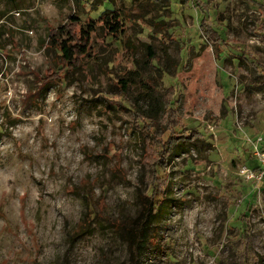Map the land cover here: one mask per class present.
I'll return each instance as SVG.
<instances>
[{
    "label": "rangeland",
    "instance_id": "rangeland-1",
    "mask_svg": "<svg viewBox=\"0 0 264 264\" xmlns=\"http://www.w3.org/2000/svg\"><path fill=\"white\" fill-rule=\"evenodd\" d=\"M18 5L0 37V264H130L110 223L145 197L167 201L139 264H264V0Z\"/></svg>",
    "mask_w": 264,
    "mask_h": 264
},
{
    "label": "trees",
    "instance_id": "trees-1",
    "mask_svg": "<svg viewBox=\"0 0 264 264\" xmlns=\"http://www.w3.org/2000/svg\"><path fill=\"white\" fill-rule=\"evenodd\" d=\"M24 0H0V37L3 32V27L1 24L7 18V15L12 12V10L20 9L19 3H22ZM2 6V7H1ZM111 29V28H110ZM92 30H87L85 34L87 35L86 41L84 44H76L75 47L70 48L66 44H63L61 47L62 57L65 61H68L73 55L76 56H84L86 53L87 42L89 41V34ZM113 31L116 32V28L113 27ZM73 53V55H72ZM128 87L127 81H120V89L125 93ZM162 100V99H161ZM169 110L171 108L169 107ZM176 121H174L175 123ZM172 129L175 130L177 128V124L171 125ZM199 135V134H198ZM200 136V135H199ZM201 137V136H200ZM260 170V166L258 168ZM264 180V178H262ZM153 192V191H152ZM154 194V192H153ZM140 200L141 198L138 197ZM167 200H161L160 202H156L153 197L146 198L145 202L141 203V209L137 216L132 219L128 225L123 224L119 221L110 223V226L114 228V232L118 235V237L122 240V242L127 247L129 263L130 264H139L140 259L145 254L146 248L150 243L152 233L150 232L151 225L155 223L158 216L162 213V208ZM246 237L242 242L244 248L248 245V234L246 232ZM247 249V248H246Z\"/></svg>",
    "mask_w": 264,
    "mask_h": 264
},
{
    "label": "built area",
    "instance_id": "built-area-1",
    "mask_svg": "<svg viewBox=\"0 0 264 264\" xmlns=\"http://www.w3.org/2000/svg\"><path fill=\"white\" fill-rule=\"evenodd\" d=\"M253 154L256 157L260 167H261V172H260V176L259 179L263 178L264 176V151H261L258 149L257 145L254 146V150H253Z\"/></svg>",
    "mask_w": 264,
    "mask_h": 264
}]
</instances>
